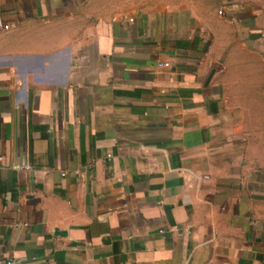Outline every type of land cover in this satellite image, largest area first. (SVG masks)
<instances>
[{"label": "crops", "instance_id": "1", "mask_svg": "<svg viewBox=\"0 0 264 264\" xmlns=\"http://www.w3.org/2000/svg\"><path fill=\"white\" fill-rule=\"evenodd\" d=\"M217 13L0 0V264H264V1Z\"/></svg>", "mask_w": 264, "mask_h": 264}, {"label": "rangeland", "instance_id": "2", "mask_svg": "<svg viewBox=\"0 0 264 264\" xmlns=\"http://www.w3.org/2000/svg\"><path fill=\"white\" fill-rule=\"evenodd\" d=\"M83 12L93 16L110 17L134 15L165 7H191L200 14H218L222 0H78ZM264 1V0H263Z\"/></svg>", "mask_w": 264, "mask_h": 264}, {"label": "built area", "instance_id": "3", "mask_svg": "<svg viewBox=\"0 0 264 264\" xmlns=\"http://www.w3.org/2000/svg\"><path fill=\"white\" fill-rule=\"evenodd\" d=\"M222 12V10L221 11H219V13H221ZM2 28H8V26H6V25H3V26H1ZM159 67H165V68H169L170 66H171V64H170V62H168V61H166V62H159L158 64H157Z\"/></svg>", "mask_w": 264, "mask_h": 264}]
</instances>
